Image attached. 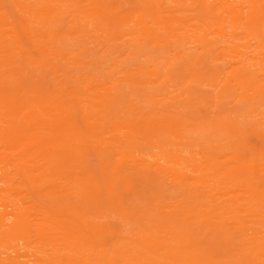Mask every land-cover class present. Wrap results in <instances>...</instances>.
Here are the masks:
<instances>
[{"label":"bare ground","instance_id":"obj_1","mask_svg":"<svg viewBox=\"0 0 264 264\" xmlns=\"http://www.w3.org/2000/svg\"><path fill=\"white\" fill-rule=\"evenodd\" d=\"M0 264H264V0H0Z\"/></svg>","mask_w":264,"mask_h":264},{"label":"rangeland","instance_id":"obj_2","mask_svg":"<svg viewBox=\"0 0 264 264\" xmlns=\"http://www.w3.org/2000/svg\"><path fill=\"white\" fill-rule=\"evenodd\" d=\"M236 248V241L226 238L224 241L217 242L216 247H214V253L215 255H231V251L236 252Z\"/></svg>","mask_w":264,"mask_h":264}]
</instances>
